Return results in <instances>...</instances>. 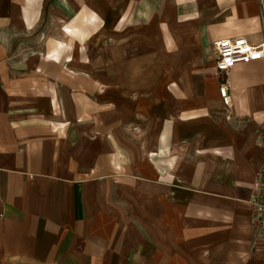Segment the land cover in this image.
<instances>
[{
    "label": "crops",
    "instance_id": "0c3cea01",
    "mask_svg": "<svg viewBox=\"0 0 264 264\" xmlns=\"http://www.w3.org/2000/svg\"><path fill=\"white\" fill-rule=\"evenodd\" d=\"M262 22L264 0H0V264H264V59L218 74L209 47Z\"/></svg>",
    "mask_w": 264,
    "mask_h": 264
},
{
    "label": "built area",
    "instance_id": "2783aa9c",
    "mask_svg": "<svg viewBox=\"0 0 264 264\" xmlns=\"http://www.w3.org/2000/svg\"><path fill=\"white\" fill-rule=\"evenodd\" d=\"M264 33V23H261ZM210 55L218 74H227L238 65H246L264 59V40L257 45L251 44L242 37L218 38L210 42ZM227 83L219 88V95L225 106L229 99L226 92ZM260 149L264 155V125L259 134ZM251 225L264 238V163L254 175L248 199Z\"/></svg>",
    "mask_w": 264,
    "mask_h": 264
},
{
    "label": "rangeland",
    "instance_id": "374dc122",
    "mask_svg": "<svg viewBox=\"0 0 264 264\" xmlns=\"http://www.w3.org/2000/svg\"><path fill=\"white\" fill-rule=\"evenodd\" d=\"M65 69V68H64Z\"/></svg>",
    "mask_w": 264,
    "mask_h": 264
}]
</instances>
